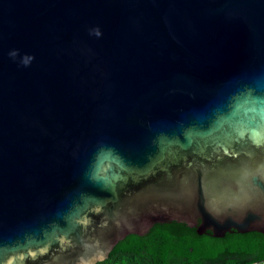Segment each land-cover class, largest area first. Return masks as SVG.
Instances as JSON below:
<instances>
[{"label": "water", "instance_id": "water-1", "mask_svg": "<svg viewBox=\"0 0 264 264\" xmlns=\"http://www.w3.org/2000/svg\"><path fill=\"white\" fill-rule=\"evenodd\" d=\"M172 221L264 235V0H0V264Z\"/></svg>", "mask_w": 264, "mask_h": 264}, {"label": "trees", "instance_id": "trees-1", "mask_svg": "<svg viewBox=\"0 0 264 264\" xmlns=\"http://www.w3.org/2000/svg\"><path fill=\"white\" fill-rule=\"evenodd\" d=\"M264 260V235L226 233L215 238L207 231L175 221L154 224L142 235H129L96 264H254Z\"/></svg>", "mask_w": 264, "mask_h": 264}, {"label": "built area", "instance_id": "built-area-1", "mask_svg": "<svg viewBox=\"0 0 264 264\" xmlns=\"http://www.w3.org/2000/svg\"><path fill=\"white\" fill-rule=\"evenodd\" d=\"M254 264H264V260L261 262L254 263Z\"/></svg>", "mask_w": 264, "mask_h": 264}]
</instances>
